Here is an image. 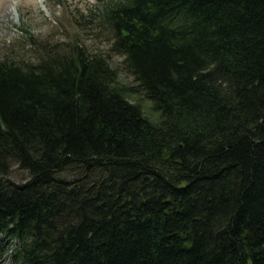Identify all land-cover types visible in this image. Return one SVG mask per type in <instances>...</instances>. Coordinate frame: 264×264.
<instances>
[{
    "label": "trees",
    "instance_id": "trees-1",
    "mask_svg": "<svg viewBox=\"0 0 264 264\" xmlns=\"http://www.w3.org/2000/svg\"><path fill=\"white\" fill-rule=\"evenodd\" d=\"M94 1L73 24L107 53L0 58L11 264H264V0Z\"/></svg>",
    "mask_w": 264,
    "mask_h": 264
},
{
    "label": "rangeland",
    "instance_id": "rangeland-1",
    "mask_svg": "<svg viewBox=\"0 0 264 264\" xmlns=\"http://www.w3.org/2000/svg\"><path fill=\"white\" fill-rule=\"evenodd\" d=\"M57 0H6V4H11L14 11H6L5 18L11 16L8 24L5 25L0 20V58L13 59L16 61H33L36 58L34 53L37 49L31 48L29 40L34 39L46 42L47 44H66L68 39L80 40L91 52H106L107 39L100 35V39L95 34L96 30L87 28L79 30L73 24V19L77 15L76 9L80 12L86 11L88 7L95 5L94 0H62V4H57ZM10 12V13H9ZM80 20V19H79ZM59 46V45H58ZM62 47V46H61ZM35 48V47H34ZM66 50V49H64ZM38 52V51H37ZM109 61L112 68L117 73L118 83L124 87H133L135 83L128 72L124 71L122 57L115 53L109 54ZM129 91L128 101L139 103L145 115L154 118L150 108V101L142 94ZM10 172L6 179L19 184L25 183L29 178V173L18 167L17 163H11ZM15 241L3 240L0 237V264H11L9 253L14 249Z\"/></svg>",
    "mask_w": 264,
    "mask_h": 264
},
{
    "label": "clouds",
    "instance_id": "clouds-1",
    "mask_svg": "<svg viewBox=\"0 0 264 264\" xmlns=\"http://www.w3.org/2000/svg\"><path fill=\"white\" fill-rule=\"evenodd\" d=\"M18 2V0H15ZM6 11H14L11 7V4H6V0H0V20H3L5 25L8 24V20L11 19V16L5 18Z\"/></svg>",
    "mask_w": 264,
    "mask_h": 264
},
{
    "label": "bare ground",
    "instance_id": "bare-ground-1",
    "mask_svg": "<svg viewBox=\"0 0 264 264\" xmlns=\"http://www.w3.org/2000/svg\"><path fill=\"white\" fill-rule=\"evenodd\" d=\"M10 13V12H9Z\"/></svg>",
    "mask_w": 264,
    "mask_h": 264
}]
</instances>
